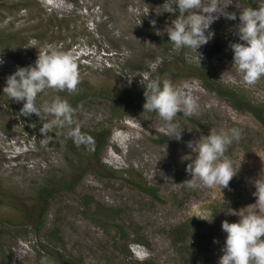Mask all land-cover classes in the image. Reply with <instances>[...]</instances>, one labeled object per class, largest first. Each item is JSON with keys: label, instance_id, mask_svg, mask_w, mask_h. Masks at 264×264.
<instances>
[{"label": "rangeland", "instance_id": "1", "mask_svg": "<svg viewBox=\"0 0 264 264\" xmlns=\"http://www.w3.org/2000/svg\"><path fill=\"white\" fill-rule=\"evenodd\" d=\"M248 1L219 0L237 19L215 20L213 37L197 54L168 41L166 31L179 15L175 0H0V264H40L38 250L48 244L44 232L54 227L60 240L52 254L65 264H218L226 237L221 222L259 214L252 181L264 174V118L259 123L247 107L236 109L227 95L210 92L193 67L233 95L264 105V77L244 84L229 47L243 43L237 26ZM50 51L73 56L79 83L71 94L45 89L37 103L59 96L72 105L87 93L73 126L96 145L107 133L101 151L93 143L91 152L77 147L68 127L51 129L53 139L41 143L40 128L51 117L20 116L23 101L3 94L18 66H34L38 53ZM155 78L170 81L181 98L198 105L192 116L178 112L174 118L179 141L158 115L143 111V85ZM124 95H142L143 102L126 108ZM230 128L240 129L241 137L225 153L238 169L228 187L188 188L185 168L195 153L187 142ZM127 134L130 142H115ZM141 187L157 188L161 200ZM46 201L45 227L36 233L32 226ZM99 205L120 212L103 218ZM184 223L191 227L176 245L171 232ZM117 226L127 234L120 241Z\"/></svg>", "mask_w": 264, "mask_h": 264}, {"label": "clouds", "instance_id": "2", "mask_svg": "<svg viewBox=\"0 0 264 264\" xmlns=\"http://www.w3.org/2000/svg\"><path fill=\"white\" fill-rule=\"evenodd\" d=\"M174 4L179 15L166 32L168 41L176 50L190 49L197 53V49L213 37L210 25L215 20L220 16L229 20L237 19L235 13L225 11L227 5L221 6L219 0H210L207 6H202V0H175ZM237 29L238 39L243 43L229 45L233 53L232 64L241 74L244 84L254 85L264 77V4L240 10ZM156 35H161V32L157 31ZM78 83V66L70 53L41 52L34 66H18L6 78L2 92L15 103L23 101L20 116L35 114L41 119V113H44L51 117L40 128L43 136L41 143L47 144L53 139L47 135L51 129L68 127V138L77 147H88L93 143L92 138L81 131L79 124L73 126L76 109L67 100L57 96L51 102L37 103L38 94L45 89L66 90L71 94ZM143 86V111L158 115L173 138L179 141L181 131H176L179 122L174 118L178 112H182L185 117L192 116L198 108L196 101L190 96L181 98L168 80L155 78ZM84 118H91V113H84ZM240 137V129L230 128L220 133L210 131L195 142H187V147L195 156L185 168L186 173L191 175V179L184 182L186 186L193 189L215 186L227 188L238 169H234L232 159L225 153L233 141H239ZM252 183L255 187L253 196L256 197L254 204L259 214L239 215V220L233 223L221 222L226 237L218 264H264V174L261 173ZM40 264H49L47 257H42Z\"/></svg>", "mask_w": 264, "mask_h": 264}, {"label": "trees", "instance_id": "3", "mask_svg": "<svg viewBox=\"0 0 264 264\" xmlns=\"http://www.w3.org/2000/svg\"><path fill=\"white\" fill-rule=\"evenodd\" d=\"M250 6V8H257L256 6H254L253 4H251L250 0L247 2ZM248 6V7H249ZM193 71L195 72L196 75H198L199 79H201L203 86L208 89L210 92L212 93H216V94H224L227 95L229 97V100L232 102V104L234 105V107L236 109H241L243 106L247 107V112H250L251 114H253V116L256 118V120L261 123L263 122V116H264V105L263 104H253L250 101H246L244 100V96L241 93H238L236 95H233L235 93H231L228 91V89L221 87L220 85H218L215 81H212L209 77L206 76V74L204 73V71H202L201 69L195 68L193 67ZM87 94V93H86ZM86 94H81L78 97L74 98L72 101V107L73 108H77L78 103L83 100L84 98L87 97ZM239 99H238V98ZM124 107H128V108H132V107H137L139 104H141L143 101H141L142 99V95H140L139 97H134V96H128V95H124ZM145 102V101H144ZM242 102H247L246 104H242ZM115 113L117 114L119 111L118 110H114ZM193 122L196 121L193 119H190ZM107 133L105 134L103 140L101 141V143L99 144H95L93 143V149H95V151H101V149L103 148L104 144H105V140L107 137ZM132 139L131 135H124L123 137L120 135H117L115 138V142L119 143V144H127L128 142H130ZM80 147H83V149L85 151L91 152L92 149L90 148V146L85 147L84 145H81ZM71 148L74 149V146L71 145ZM71 188V187H69ZM141 189L145 192H147L151 197L156 198V200H161L160 197L157 195L158 190L155 187H141ZM47 204L48 202L46 201L44 204V210L42 212V215L40 216L39 219V223L35 224L34 227L32 226V228L35 230L36 233H38L40 230H42L45 227V220H46V216H47ZM211 208H214V205H210ZM101 210V212L98 214L100 215V217L103 218H114L116 215H118V213L120 211H116V210H112V209H107L104 207H101V205H99V207L97 208V211ZM109 211V213H107ZM106 216V217H105ZM118 227V239L119 241L121 240V238H126L127 234L125 233L124 229L121 226H117ZM190 225L189 223H184L180 226H177L176 228H174L171 232V237L173 238V241L176 245L181 244L183 241H185L186 238L185 235H187L188 230L190 229ZM44 238L47 241V245L42 243L41 244V248L38 250V256H39V261L41 260L42 257H47L49 264H65L63 261L55 258V256L52 254L53 251L55 250L54 244L57 245L58 241L60 240L58 238V231L56 229V227L51 228L49 231L44 232ZM118 242V241H117ZM126 252L128 251L127 248ZM182 249V248H180Z\"/></svg>", "mask_w": 264, "mask_h": 264}]
</instances>
